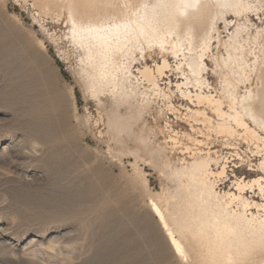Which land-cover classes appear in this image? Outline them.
Masks as SVG:
<instances>
[{
  "label": "bare ground",
  "instance_id": "bare-ground-1",
  "mask_svg": "<svg viewBox=\"0 0 264 264\" xmlns=\"http://www.w3.org/2000/svg\"><path fill=\"white\" fill-rule=\"evenodd\" d=\"M33 5L40 14L65 22L80 51L78 76L93 99L108 92L118 105L132 109L131 102L142 93L137 88L159 90L162 82L168 91L167 96L162 91L164 97L183 102L167 108L181 110L177 117L187 128L175 131L166 123L168 140L163 139L164 146L170 142L185 156L170 175L176 189L164 198L166 211L149 202L166 241L140 216L159 256L173 255L185 264H264V259H255L264 242V161L247 162L251 174H261L252 180L237 178L232 171V191L221 194L210 181L215 174L226 178L228 163L245 162L237 150H230L252 141L264 144V0H33ZM169 58L175 60L174 68ZM41 60L35 61L41 65ZM24 62L32 84L45 93L48 116L62 120L65 95L56 88L54 74L38 73L35 65ZM209 77L218 79L219 87ZM142 108L127 117L111 114L108 131L115 138L125 134L133 139L126 143L137 142L138 150L141 146L154 157L159 152L156 134L149 129L144 135L139 126L132 130V125L144 123ZM210 133L227 150L222 166L215 145L208 142ZM89 182L87 189H96ZM256 191L260 200L245 197ZM234 202L236 209L231 208ZM125 213L130 219L139 215L131 206Z\"/></svg>",
  "mask_w": 264,
  "mask_h": 264
},
{
  "label": "rangeland",
  "instance_id": "rangeland-1",
  "mask_svg": "<svg viewBox=\"0 0 264 264\" xmlns=\"http://www.w3.org/2000/svg\"><path fill=\"white\" fill-rule=\"evenodd\" d=\"M46 13L40 14L33 0H0V264H185L173 255L169 260L159 256L140 217L166 241L149 202L166 211L164 198L176 189L170 175L185 156L170 142L164 146L163 139L168 140L166 123L175 131L187 128L177 117L181 110H170L183 102L164 97L168 91L162 82L159 90L137 88L144 98L137 93L132 109L118 105L108 92L93 99L78 76L80 51L68 27ZM24 60L38 73L54 74L56 88L65 95L63 121L48 116L45 93L32 84ZM169 63L176 65L173 58ZM209 80L219 87L218 79ZM150 91L157 92L155 97ZM139 107L144 123L132 125V130L139 126L144 135L149 129L156 134L159 152L154 157L141 146L138 150L137 142L126 143L125 134L115 138L107 125L116 111L127 117ZM210 135L208 142L215 145L222 166L227 150L219 136ZM238 147L230 152L237 150L245 162L229 159L226 178L210 177L221 194L232 191V171L246 181L261 176L251 174L247 162L264 161V144L252 141ZM212 168L216 172L215 164ZM88 178L96 189H87ZM250 196L260 200L257 191L245 195ZM126 206L139 215L128 218ZM237 206L231 204L232 209ZM255 259H264V242L257 246Z\"/></svg>",
  "mask_w": 264,
  "mask_h": 264
}]
</instances>
